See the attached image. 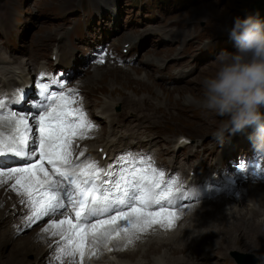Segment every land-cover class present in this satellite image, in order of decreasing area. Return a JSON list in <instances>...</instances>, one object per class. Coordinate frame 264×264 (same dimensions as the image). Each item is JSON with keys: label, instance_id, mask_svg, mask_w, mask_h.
<instances>
[{"label": "snow or ice", "instance_id": "snow-or-ice-1", "mask_svg": "<svg viewBox=\"0 0 264 264\" xmlns=\"http://www.w3.org/2000/svg\"><path fill=\"white\" fill-rule=\"evenodd\" d=\"M100 62L103 63L102 55ZM38 95L43 100L32 104L27 115L9 110L0 101V121L16 133H0V176L15 179L13 188L25 197L22 203L28 205L31 213L27 218L29 224L52 218L42 231L64 241L55 257L57 261L65 255L75 257L77 252L83 258L88 238L108 239L119 231L120 221H126L136 231H145L154 223L171 227L174 212L150 211L155 205L163 209V201L172 202L171 184L160 188L162 174L150 165L137 168L131 156L121 158L117 172L104 171L94 161L74 162L73 138H83L81 130L93 125L82 108H72V90L68 94L57 93L41 83ZM21 101L28 102L22 90L14 97V102ZM9 156L21 158L18 166L7 165L5 158ZM141 163L148 164L146 160ZM107 214H111L110 219ZM57 215L63 218L57 221ZM125 235L131 243L132 232L126 230Z\"/></svg>", "mask_w": 264, "mask_h": 264}, {"label": "rangeland", "instance_id": "rangeland-1", "mask_svg": "<svg viewBox=\"0 0 264 264\" xmlns=\"http://www.w3.org/2000/svg\"><path fill=\"white\" fill-rule=\"evenodd\" d=\"M155 1L157 4H160L158 7L157 4L154 3ZM3 2L4 0H0V5ZM115 2L119 9V14L116 17V20L113 19L114 16L109 12L110 13L109 17L107 18L103 17L97 21L98 27L100 23H103L104 25L103 31L105 33H100L99 31L96 32L98 33L100 38L103 35H108L109 36L108 41L112 45H115L120 40L130 36L137 30L148 31L151 30L152 28L162 26L173 21H180L181 23L183 21H197V23L194 24L192 29L179 28L178 26L176 27V33L178 35L179 42H181V37L183 34L192 33V32H195V34H199V38L201 39L213 37V39L216 40L215 42L217 43V45L215 47L214 45H212L209 53L206 52L201 53L200 62L198 64L199 67H197L193 71L191 70L192 71L191 74L185 77V78H189L188 80L189 83L182 82L180 85L177 84L172 86L168 78H165L163 80L158 79L157 81H154L155 75L161 74V72L155 67H148L147 69L138 63L133 64L132 67V70H134L140 76H143L142 77L143 81L140 79H138V81H140L141 83H146L150 87L152 91L151 93L153 95V99H152L153 103L151 102V104L157 105L154 107L159 108L160 112H163L162 117L166 118L169 123L171 122L170 127L167 130L165 129V131L173 133L174 141L176 139L177 134L179 133H185L190 137H196V140H199V137L201 136L203 137L205 133H207L205 134L206 136H214V133L217 131L220 125V121L221 119H223V117H219L215 115L213 112L207 110L202 105L201 81L205 76H210L215 72L216 69L215 60L218 52H220L219 49L221 48H222L221 50L226 49L230 52L236 51L234 42L233 43L229 42L227 43V46H225L224 35L228 33L227 31L224 30V28L225 26L230 25L233 22L234 17L239 16L238 14H240L242 17L245 16L249 12V10L248 9L242 10V9L245 8L246 3H254V0H208L205 3L200 4L199 6L185 5L184 0H153V5L148 4L147 6L142 5L140 3V0H117ZM147 2L150 3L149 0H147ZM63 3L66 5V8H63ZM77 5H78V0H11V6L14 8L15 14L19 16V22L16 30V35H17L16 40L13 39L8 40V46L10 48H21L29 42L30 37L43 35L49 29L59 28L62 30L69 23H73V22L81 23L85 25L87 29H89L90 24L94 23V21L98 19V17H96L95 15L93 6L89 4V10L83 13L81 12L80 9L77 8ZM99 8L101 10V7ZM138 25L139 28H137ZM57 33H58L57 31H50L49 35L47 36V40L54 39ZM79 40L81 39L79 38ZM59 42H64L68 46H73V51L76 59L80 58L82 53H84V51L86 50V47L83 45L80 46V48H76L75 45L69 43L67 38H62L61 40H59ZM37 43H39L40 46L42 45L40 43V40H38ZM77 44L79 45L80 42H77ZM155 46H156L155 49H149L145 55L165 56L169 52L175 50V48L177 47V46L159 47L157 45ZM216 48H218V50H216ZM59 61H66L68 63L69 59L63 52H61L59 54ZM94 69L95 71L99 69L100 75H104V68H100L97 65H95ZM146 76L149 79L148 82H145L147 81ZM87 77L89 76L86 75L85 77H83L82 81H84ZM106 81L108 83V87L104 89L105 91L107 89H112L114 86V87H118L117 90L123 89L124 91L131 94L132 87L129 89L130 86L127 85V76H121L119 78L116 73H112V75L111 74L107 75ZM87 93H86L87 97L84 96L85 98L83 101L85 105L89 104L86 105V107L90 111V109H92L91 108L92 103L95 101V97L93 96V94H91L92 93L91 90L89 91L88 94ZM138 94L140 95H136V94L135 95L137 97H141L143 95L140 92ZM144 96H148V94H144ZM104 97H107V95H102L101 99H103ZM103 102L105 103V101ZM182 102L192 103L193 108L196 109L195 112L189 113L188 116L181 118L180 114H176L175 112L179 113V111L188 110L181 104ZM111 111L117 112L118 110L116 108H113ZM149 123L150 121L148 120L147 125H143V126L141 125V126L146 128V130H148L151 128L149 127ZM175 123H177V126ZM113 127L119 128V131L116 133V135L114 136L109 135L107 137L116 147L128 146V145L139 146V144L142 143L146 145V142L140 139V134H141L140 129L136 130L137 132L136 135L127 136L128 129H126L125 127L112 126L110 128ZM108 129L109 128H107L106 130ZM163 130L164 127L160 126L161 136L165 134ZM207 139L208 137L204 140V143L207 142ZM174 141L169 145L163 144V142L161 141L151 144H155L153 150L158 153L159 157L165 158L166 156H163L160 153L161 147L163 148V150H167L168 152L172 153L174 150H176L174 149L173 146ZM216 144H217L216 141H214V144H211L209 142L206 143L205 144L206 149L204 150V152L209 151L211 149L217 150L218 146L215 147ZM179 153L181 154V151ZM186 159H188V157ZM200 170L202 171L204 169L200 168ZM245 184H249V183L240 181L239 185L247 187L245 186ZM253 185L255 186V188L260 189V192L264 191V185H261L259 183H253ZM233 203H234L233 201H230L231 205L235 204ZM193 215H195L194 212L189 217ZM58 217H60V215L54 218L57 220ZM259 218L261 217L249 215L248 219L250 220L251 223H254ZM228 221H230V219H228ZM42 226L43 224L34 226L30 230L25 231V233H22V236L25 235L24 237L29 239L31 236H34V234L36 233V230L38 229L37 227L42 229L44 228V226L43 227ZM247 233H249V231H246V234ZM210 236L211 234H205L201 238L205 243L211 244V242H214L215 240L212 239L213 237ZM237 241L238 240H234V242L232 241L233 243L222 241L221 243L223 244L226 243L229 245L235 244V247L231 248L230 252L234 254L236 257L238 255L239 256L241 255L240 259L247 257V261L245 262L252 263L254 261L260 262L261 260V264H264L263 248L260 247L255 249L253 248L247 249L248 247L246 248L244 246H239L240 243H238ZM108 247L111 248V250L113 251L110 245ZM44 248L42 247V244H40L39 250ZM141 252L142 251H140L137 254L132 253L134 255L130 253L127 254L126 256L119 258L121 259L129 258L133 260L137 259L140 261V259L142 260L143 257L147 255L146 250L143 251V253ZM3 253L4 254L0 256V258L2 260H6L9 256V249L8 251L7 249L4 250ZM227 253L228 251L225 253L223 257H226ZM5 254L7 255V257L5 256ZM32 257H33V253L29 254L27 259L30 260L32 259ZM151 257L152 255L149 257V259ZM175 258H176V254L172 253L170 256L166 258L165 264H176L174 263ZM149 264H154V262L149 260ZM181 264H193V260L191 257H188L187 259L183 260Z\"/></svg>", "mask_w": 264, "mask_h": 264}, {"label": "bare ground", "instance_id": "bare-ground-1", "mask_svg": "<svg viewBox=\"0 0 264 264\" xmlns=\"http://www.w3.org/2000/svg\"><path fill=\"white\" fill-rule=\"evenodd\" d=\"M10 19V13L7 12L4 16V20L7 24H10ZM3 49L4 42H0V62H5L7 58ZM38 49H40V45L37 42L29 47V57L25 58L26 60H29L28 62H23V59L18 56H11V58L8 60L10 63L9 66H0V69L5 77L4 79L6 80V82L13 81L14 84L21 85L28 81V78H24L22 81H19L13 77V74L16 72V69H18V72L22 73L23 75L29 73V71L25 69V66L30 63V60L32 59V57H34L35 52ZM98 73L99 69H97L93 73L92 78L97 77ZM3 75H1L0 77H3ZM85 80H89V77H87ZM127 85L130 86L129 89L132 87L131 94L124 91L123 89L117 90L118 87L114 86L112 89H107L106 91L104 89L108 86H95V90L101 93H106L112 98L116 100H121L124 103L126 110L123 119L134 117L136 115L135 112L138 110L142 111L143 114L140 117L141 125H147L148 120L150 121L149 127L151 128L147 130L148 137L150 139H153L154 137L161 136L160 126L164 127L163 131L166 132L165 124L169 122L166 118L162 117L163 112H160L159 108L154 107L157 105L151 104V102L153 103V95L151 93L152 91L150 87L146 83H141L140 81H138L137 78H134L132 76H127ZM139 92L143 94L141 97L136 96L140 95L138 94ZM144 94H148V96H144ZM104 101L106 102V100ZM111 106V102L105 103L101 106L100 113L104 114L101 115L103 119L107 120L110 126H113L117 123V121L111 116ZM97 115H99V113H94V116H96V118H98ZM2 126L3 124H1L0 122V129ZM167 129L168 128H166V130ZM113 131L114 130L112 128L106 130L104 128L99 127L95 131L97 135L95 136L94 140L102 142L104 139L107 138V136L110 135V133H113ZM87 142L90 145L94 144V141L89 142V140H87ZM202 162H205V159H202ZM248 183L249 184H245V186H247L248 188L245 187V192L240 193V198L229 197L227 199L206 202V205L202 204L200 207L204 208L203 213L201 212L192 218V225L184 229V232L186 231V233L183 236L177 235V233L180 234L182 232L181 225L178 228L176 227L177 229L174 228L176 230L171 232L170 234H168L169 230L160 231L157 228L152 230L150 229L151 231L147 230L145 232L146 234L142 235L144 237L138 242H136V244L132 248H128L125 250H116V248L121 245V242L117 235H113L107 239V243L105 244L104 250L105 252H108H106V255L118 258L120 260H123L124 262H128L129 264H149V260L153 261L154 264H165L166 258L172 253H175L176 258L174 259V263L176 264H181V262L187 259L188 257L192 258L193 264H221L224 263V260L227 257V255L226 257H223L225 253L227 251L229 252L231 248L235 247V244H223L221 243L222 241L231 243L232 241L234 242V240H238L237 242L240 243L239 246H244L246 248L248 247L247 249H255L260 247L264 249V208L256 207L255 203H253L252 205L244 206L239 204L244 200H250L248 199L250 193L260 192V189L255 188L253 183H259L261 185L264 184L259 181H250ZM17 199H20V197L14 194L5 183H2V185L0 186V256L4 254L3 249H7V251L9 249V256L6 260H2L0 258V264H30V262L24 259L25 254L29 250L34 249L35 245L36 247H40V244H42L40 241L34 239V236H31L28 239L24 237L25 235L22 236L21 234L22 237L19 236L14 238L12 229L10 231V229L8 228V222L13 216L10 212L7 217H4L2 208H7L12 212H15L14 208H17V212L14 214V216L16 217V222L13 226L21 227L23 224L21 220L22 218L20 216L22 211L17 206ZM230 201H234L238 204H236V206L234 203V205H231ZM214 202H218V205H213ZM249 215L259 216L261 218H259L256 222L251 223L248 219ZM60 217H58V219L63 218L62 216ZM187 218L189 217L187 216L185 220ZM228 219H230L231 222L228 221ZM202 226H204L205 229L199 230V228ZM195 228H197L198 230L194 231ZM43 229L44 228H38L35 234L43 233ZM246 231H249V233L246 234ZM205 234H211L210 237H213L212 239H214L216 242H211V244L205 243L201 238ZM134 241L135 236L133 238L132 243H134ZM109 245L112 247L113 251L111 250V248L108 247ZM42 250L46 251L47 249L45 247L44 249L39 250V253ZM145 250L147 251V255L143 257L142 260L139 258L140 261L137 259L133 260L129 258H119L126 256L130 253L137 254L140 251H142L141 253H143V251ZM151 255L153 258L151 257L149 259ZM5 256L7 257L6 254ZM236 259L239 262L241 261L242 263L244 261H247V257L240 259V256H237ZM35 264H40V262L37 261V263ZM69 264L76 263L69 262Z\"/></svg>", "mask_w": 264, "mask_h": 264}, {"label": "clouds", "instance_id": "clouds-1", "mask_svg": "<svg viewBox=\"0 0 264 264\" xmlns=\"http://www.w3.org/2000/svg\"><path fill=\"white\" fill-rule=\"evenodd\" d=\"M224 30L236 51L217 54L215 72L201 81V103L223 117L214 136L252 128L253 146L264 154V18L259 10L248 12Z\"/></svg>", "mask_w": 264, "mask_h": 264}, {"label": "trees", "instance_id": "trees-1", "mask_svg": "<svg viewBox=\"0 0 264 264\" xmlns=\"http://www.w3.org/2000/svg\"><path fill=\"white\" fill-rule=\"evenodd\" d=\"M259 0H254V5L258 2ZM259 3V2H258ZM262 18H264V16L262 17Z\"/></svg>", "mask_w": 264, "mask_h": 264}, {"label": "water", "instance_id": "water-1", "mask_svg": "<svg viewBox=\"0 0 264 264\" xmlns=\"http://www.w3.org/2000/svg\"><path fill=\"white\" fill-rule=\"evenodd\" d=\"M238 256H239V255H238ZM241 263H242V262H241ZM243 263H244V264H247V262H245V261H244Z\"/></svg>", "mask_w": 264, "mask_h": 264}]
</instances>
